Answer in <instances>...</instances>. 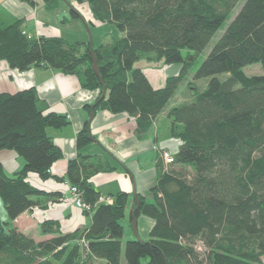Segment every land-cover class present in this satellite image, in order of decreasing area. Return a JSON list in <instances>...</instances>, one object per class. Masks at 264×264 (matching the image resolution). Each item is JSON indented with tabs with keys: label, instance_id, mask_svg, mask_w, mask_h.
<instances>
[{
	"label": "trees",
	"instance_id": "trees-1",
	"mask_svg": "<svg viewBox=\"0 0 264 264\" xmlns=\"http://www.w3.org/2000/svg\"><path fill=\"white\" fill-rule=\"evenodd\" d=\"M74 1L86 4L94 20L109 23L122 34L92 44L103 84L92 70L88 41L29 37L20 20L0 26V61L19 72L46 66L79 76L85 89L105 88L106 97L94 107L133 117L139 138L177 98L194 56L217 37L186 84L190 101L168 111L171 134L181 142L172 163L150 188L153 201L137 196L132 207L135 217L144 215L154 221L147 240L122 243V220L130 196L119 192L112 195V204L98 202L100 194L89 182L97 170L84 165L85 157L70 160L64 178L49 173L62 154L47 129L65 126L66 117L44 114L33 88L0 93V151H14L25 161L11 176L0 162V199L8 218L0 221V264H88L91 259L141 264L145 257V264H261L264 0ZM183 49L188 51L185 57ZM140 59L179 64L180 70L154 89L134 65ZM253 64L261 66L262 74L244 73ZM199 79H206L202 90L193 84ZM90 141L86 123L77 134L76 146ZM28 173L76 187L89 205L87 210L93 211L89 228L62 234L57 222L44 221L40 232L56 236L35 242L12 226L13 220L34 207V197H62L32 186L26 180ZM196 240L205 244L207 253L193 248Z\"/></svg>",
	"mask_w": 264,
	"mask_h": 264
},
{
	"label": "crops",
	"instance_id": "crops-1",
	"mask_svg": "<svg viewBox=\"0 0 264 264\" xmlns=\"http://www.w3.org/2000/svg\"><path fill=\"white\" fill-rule=\"evenodd\" d=\"M66 2L75 6L84 20L91 23L92 28L105 24L92 18L86 4L84 5L87 12H84L74 0ZM72 13L64 0H0V26L5 27L20 20L22 30L29 37H62L70 42L88 41L83 23L77 16L73 18ZM66 28L69 32L67 36ZM121 35L119 33V36ZM105 38L106 34L100 37L102 43L110 42L112 36ZM136 67L142 70L154 89L163 87L166 78L176 76L180 70L179 64L165 65L161 61L144 59L139 60ZM29 88L34 89L44 114H62L67 119L65 126L47 129L48 135L62 154L61 159L51 165L49 173L53 177L64 178L68 162L78 156L85 157L84 165L97 170L90 175L89 182L99 192L100 197L111 198L119 192L130 196L122 220V243L135 239L134 236L147 240L154 221L144 215L135 217L132 207L137 196L144 197L147 202L153 201L149 190L164 170L159 151L165 149L175 154L181 144L180 140L171 134L168 111L179 101L188 102L190 98L186 96L179 101L174 99L170 102L152 121L147 133L139 138L133 117L126 113L113 114L94 107L98 100L102 99V90L83 88L79 76L63 74L46 66L19 72L11 69L5 61H0V93H15ZM203 88L204 84L201 90ZM106 95L105 90L103 98ZM86 123L94 141L91 140L89 144L78 148L76 137ZM153 146H157L158 150H154ZM0 162L10 176L22 169L25 163L21 156L11 150L0 151ZM26 180L46 194H60L62 197H34V207L11 222L19 232L35 242H40L56 236L43 235L40 232L39 225L44 221L57 222L62 234L89 228L93 211L76 206L68 182L52 178L41 180L35 173H28ZM131 223L134 233L126 229ZM88 264L104 262L91 259ZM121 264H125L123 259ZM261 264H264L263 260Z\"/></svg>",
	"mask_w": 264,
	"mask_h": 264
},
{
	"label": "rangeland",
	"instance_id": "rangeland-1",
	"mask_svg": "<svg viewBox=\"0 0 264 264\" xmlns=\"http://www.w3.org/2000/svg\"><path fill=\"white\" fill-rule=\"evenodd\" d=\"M65 4H67V6L69 5L66 0H64ZM78 7H80L81 10H83L84 12H87V7L85 8V5L84 4H78ZM69 8V6H68ZM238 10V7L235 8L233 10V15L236 13V11ZM82 22V21H81ZM83 23V22H82ZM83 28H84V32L86 34V38H90L91 39V42L92 44H95L96 46L99 45V43H101L102 39H100V37H102L103 35L106 34V38H111L112 37H119V32L109 23H105V24H102L101 27H95V28H92L91 25L88 24V27L83 23ZM222 31H220L217 35H219ZM66 36L69 34L68 32V29L66 28ZM216 37L217 36H214L210 42L208 43V45L205 47V49L196 54L194 56V59H193V65L190 69V72L187 73L186 75V78L183 80V82L181 83L180 85V92L178 91V94H177V98L175 100H181L183 98L186 97V92H189V89L186 88V84L191 82V75L198 69V67L200 66L201 62L203 61V59L206 57V55L208 54V52L211 50L215 40H216ZM105 38V39H106ZM188 51L183 49L181 51V54L183 57H185L187 55ZM192 53V52H191ZM140 60H143V59H140ZM145 60V59H144ZM153 62H156V61H153ZM135 66L138 65V61L134 64ZM244 73L247 75V76H251V75H260L262 74V68L260 65L258 64H253V65H250V66H247L243 69ZM225 76L223 75L222 78H224ZM206 79H199L198 81H194L193 84L196 85V87L198 88H201L204 84V81ZM173 102V100L171 101V103ZM185 102V101H183ZM179 103H181V101H179ZM162 158V157H161ZM163 160V163H164V159L162 158ZM170 165V164H169ZM170 166L166 165L164 163V170L165 169H168ZM8 218H7V214H6V211L4 209V206H3V203L0 199V221L3 222V221H7ZM39 229H40V225H39ZM127 231L134 233V229H133V225L131 223V225H128L127 226ZM43 235H47V234H43ZM134 238L136 239V236H134ZM78 245H81L82 243L80 241H78ZM193 248L200 254H204V253H207V248L205 246V244L201 241V240H196L195 243L193 244ZM262 260L264 261V258H262ZM147 261V257L143 258L141 260V264H145Z\"/></svg>",
	"mask_w": 264,
	"mask_h": 264
},
{
	"label": "built area",
	"instance_id": "built-area-1",
	"mask_svg": "<svg viewBox=\"0 0 264 264\" xmlns=\"http://www.w3.org/2000/svg\"><path fill=\"white\" fill-rule=\"evenodd\" d=\"M153 148H154V150H158L157 146H153ZM159 152L161 153V157L164 159V163L166 165H169L172 163V154L170 152H168L165 149H161ZM70 190L73 194V200H74L76 206L78 208H81V209H88L89 205L85 204L82 201L81 193L79 192V190L76 187H70ZM98 202H103V203L105 202L108 204H112L113 200L110 197L109 198L99 197Z\"/></svg>",
	"mask_w": 264,
	"mask_h": 264
},
{
	"label": "water",
	"instance_id": "water-1",
	"mask_svg": "<svg viewBox=\"0 0 264 264\" xmlns=\"http://www.w3.org/2000/svg\"><path fill=\"white\" fill-rule=\"evenodd\" d=\"M68 6H69V9L88 27L87 21L84 20L82 14L77 10V8H75V6H73L72 4H69ZM88 43H89V49H90V54H91V59H92V70H93L94 74L96 75V77L98 78L100 84H103L102 79L99 75V71H98V67H97L94 55H93L92 42H91L90 38L88 39ZM105 90H106L105 88H102V94H101L100 98L104 97ZM91 117H92V113L90 115V118ZM91 140L94 141L92 138H91ZM136 239H137V237H136Z\"/></svg>",
	"mask_w": 264,
	"mask_h": 264
}]
</instances>
